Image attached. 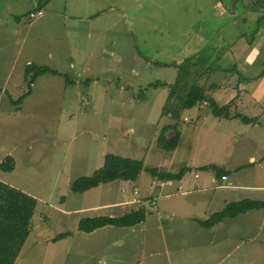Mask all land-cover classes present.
Listing matches in <instances>:
<instances>
[{
	"label": "rangeland",
	"instance_id": "1",
	"mask_svg": "<svg viewBox=\"0 0 264 264\" xmlns=\"http://www.w3.org/2000/svg\"><path fill=\"white\" fill-rule=\"evenodd\" d=\"M113 2L110 7L100 0L105 9L96 11L95 0L76 7L58 0L60 16L48 8L54 6L51 0L40 2L45 17L53 18L47 20L29 16L33 2L10 0L16 13L9 30L0 34V161L11 155L15 164L10 171L0 168V180L34 197L36 209L27 239L16 245V264H128L136 259L143 264L156 255L170 256L176 264H264V209L227 216L207 228L194 220L237 200H264V157L256 162L246 157L256 149L257 142L250 140L256 134H237L242 129L237 121L214 122L207 108L200 119H184L182 113L191 115L192 109L177 118L163 113L169 90L179 100L188 86H202L211 65L220 64L210 57L223 56L225 32L238 30L239 24L230 26L219 0ZM198 12L199 19L210 14L214 19L222 40L215 52L210 32L196 34ZM36 65L58 74L37 76ZM158 81L168 85L151 86ZM167 128L179 132L178 145L169 151L161 145ZM107 153L142 159L144 169L135 180L72 191V181L94 174ZM208 165L225 169L230 186H220L225 180L203 168ZM149 167L188 170L174 180L181 188H159L152 185ZM133 189L148 195L145 206L152 210L139 224L106 225L90 233L77 229L80 217L110 212L83 207L132 198ZM70 230V236L57 239ZM146 235L168 240L155 251L154 241L135 250V238Z\"/></svg>",
	"mask_w": 264,
	"mask_h": 264
},
{
	"label": "crops",
	"instance_id": "2",
	"mask_svg": "<svg viewBox=\"0 0 264 264\" xmlns=\"http://www.w3.org/2000/svg\"><path fill=\"white\" fill-rule=\"evenodd\" d=\"M45 1L47 2L49 0H29V2L34 3V4L32 3L34 9L35 7H40L44 9V7L40 5V2H45ZM64 1H67L71 5V7L73 6L76 7L78 2L84 1V3H88L91 2L92 0H64ZM99 1L100 0H95V4L97 6L96 11L99 10L102 11L105 9L104 6H99V4H97L99 3ZM108 1L112 3L110 7H113L114 5L113 0H108ZM51 2L54 4V6H50L48 8L52 9L50 10L52 13L55 12L54 14L60 16L61 13L59 11V8L55 5L56 2H58V0H51ZM229 2L231 6L229 4L225 6L224 0H219V6L220 8L223 9V14H225L224 15L225 20L230 21L229 22L230 26L237 23L239 24L240 28L238 30L230 29L225 32L226 44L223 47L224 49L221 51L223 53V56L221 58H218L216 55L210 57L212 59V63H215V61H218L219 59L220 64L218 65L214 64V66L211 65L210 70L208 72V77L206 78V80H202L203 84H201L202 85L201 87L204 88L207 97L214 99L219 106H227L228 108L227 112L230 115L233 116L237 114H242L253 118L254 121L250 123H244L241 121L239 117H227V116L215 115L212 112V109L207 101L198 103L194 107L189 108L188 110L190 109L193 110L191 115L190 113L189 114L182 113V114H184L185 120L192 115H194L196 119H200L204 117L205 108H207L210 111L211 115L214 116V122L218 120L216 123H218L219 120L221 119H226L229 120L230 122L233 121L239 122L238 126L239 128L242 129L237 134L242 135V133H249L251 131L256 134L255 136L250 137L251 141L255 140L257 142V146H255L256 149L255 150L251 149L246 154L248 161L256 162L258 158H261L262 156L264 157V0H231ZM9 3L10 0H0V26H2L0 30V34L2 33V31L9 30L8 28H9L10 17H12L13 13H16L12 5H10ZM250 4L253 5V8H250ZM72 13L74 14L73 11ZM93 13L94 10L89 15H87V17L90 16L91 18ZM201 14L202 12H198L196 16V19H198V21L196 20V24H195V26L198 29L196 34L201 36L206 31L210 32L211 36H213V40L209 38L210 40H212L209 46L212 49V51H214L217 44L221 43L222 40L218 39V31L214 29L216 25L212 23V20L214 19L211 18V14L208 15L205 19H203L204 17H201L199 19V16ZM45 16L46 15L43 14V18L47 20L53 19L51 16L48 18ZM97 17L98 16H96V18ZM201 26L202 28H204L205 26L207 29L205 28L203 30L200 28ZM250 26L251 29H249ZM27 62H31V61H27ZM183 176L181 177L182 179ZM229 176L230 175H228L227 172H224L221 174H217L215 178L219 177L218 179H221L222 177L225 181L220 186L227 187L230 186V183L228 181ZM154 177L155 176H152V179H154ZM171 180H172V184L165 186L174 185L175 179H171ZM0 181L4 184H7L6 181L4 180H0ZM165 186L159 188H163ZM180 186L181 184L174 185L176 189H179ZM28 197H32V196L28 195ZM140 197L142 199V202L132 203L131 202V199L133 198V191H132V198H128L122 201L107 202L102 205L83 207L82 210L86 209L93 211L94 208L104 207L110 210V212H106L105 214H108L110 216H117L128 212L130 209H137L142 205L145 206V201H148L149 199L148 195H140ZM32 198L34 199V197ZM145 198L146 200H143ZM125 204L126 205L130 204V207H128L129 209L126 208V210H123L124 207H127ZM35 211L36 209L34 208V212ZM150 212H152V210H150ZM90 215H96V214H90ZM84 216H89V215H84ZM32 217L30 218V223H32L33 220ZM195 219L196 218H194V220ZM150 225L151 223L144 227H148ZM108 226H112V225H108ZM134 226H119V227L133 228ZM203 228H207V227H203ZM139 231H142V229H139ZM84 233H90V232H84ZM28 235L25 237V240L27 239ZM139 238H141L140 241ZM39 239L38 241H41ZM46 239L50 240L51 237L49 236ZM167 240L168 239L166 238H161V239L152 238L151 235H146L142 237H136L135 238L136 242L133 244L137 245L134 246L135 250L141 251L140 250L142 248L141 245L150 244L152 241H154V243L158 244V246L153 250L155 251L156 249L161 247V245L166 244ZM149 248L150 245L148 246V249ZM149 251L151 250L149 249ZM20 252H22V248ZM158 256L160 255H156L153 262H149V263L143 262V264H176L173 263V260L170 256L168 258H164V260L162 257L159 258ZM16 260H20V253L16 256L12 264H16ZM139 263H141V261L136 259L132 263L129 261L128 264H139Z\"/></svg>",
	"mask_w": 264,
	"mask_h": 264
},
{
	"label": "trees",
	"instance_id": "3",
	"mask_svg": "<svg viewBox=\"0 0 264 264\" xmlns=\"http://www.w3.org/2000/svg\"><path fill=\"white\" fill-rule=\"evenodd\" d=\"M35 9L42 8L35 7ZM30 66H32V63H30L27 68ZM29 70L31 69L29 68ZM36 70L37 76L46 72L58 74V71L53 70L47 65H36ZM157 84L164 86L168 85L167 83L158 81L151 83V86H157ZM29 92L30 90L25 91V93L19 97V100L22 101ZM167 100L165 107H163V113H169L173 118L179 117L184 109L192 108L198 103L207 101L215 115L239 117L244 123L254 121L253 118L246 115H230L227 112V106H219L214 99L207 97L204 88L196 83L192 84L190 87L188 86L186 96L181 99L179 98V100L176 95L172 93V90H169ZM170 130L172 129L167 128V133ZM178 143L179 132L175 130V134L171 137L167 135L164 137V142L161 143V145L165 150L169 151L176 148ZM14 164L13 157L8 155L0 162V168L4 171H10L14 168ZM203 168L215 170L216 174L227 172L225 169L216 167L215 165H208ZM143 169L144 165L142 159L107 153L105 154L103 165L97 169L94 174L90 176L84 175L75 179L72 181L70 188L74 192H83L101 183L111 182L116 179L135 180ZM147 170L152 176L162 179H179L184 175L186 170H188V167H183L178 172H171L157 167H149ZM34 208L35 200L32 197L26 196L23 192L8 184H0V264L13 263L19 253L18 250H16V245L21 246L29 233L30 229L28 226L31 225L30 218L32 217ZM252 209H264V200L248 198L237 200L227 204L222 211L212 214L207 219L196 218L195 220L202 227H212L227 216L234 217ZM148 212H150V210L142 205L137 209H130L128 212L117 216H110L108 214L83 216L78 220L77 228L83 232H91L106 225L134 226L143 221ZM70 234L71 231L60 233L57 239L66 237ZM7 238L12 240V243L2 244V239L8 240Z\"/></svg>",
	"mask_w": 264,
	"mask_h": 264
},
{
	"label": "built area",
	"instance_id": "4",
	"mask_svg": "<svg viewBox=\"0 0 264 264\" xmlns=\"http://www.w3.org/2000/svg\"><path fill=\"white\" fill-rule=\"evenodd\" d=\"M42 14H43V10L42 9H32L29 12V16L31 18L32 17L41 16ZM152 184L155 185V186H158V187H162V186H165V185L172 184V180L171 179H162V178H159V177H154V179L152 181ZM179 188H181V186ZM131 202L132 203H140V202H142V199L140 197L138 189H134L133 190V198L131 199ZM150 202H151L152 205H154V206L156 205L154 200H151Z\"/></svg>",
	"mask_w": 264,
	"mask_h": 264
},
{
	"label": "water",
	"instance_id": "5",
	"mask_svg": "<svg viewBox=\"0 0 264 264\" xmlns=\"http://www.w3.org/2000/svg\"><path fill=\"white\" fill-rule=\"evenodd\" d=\"M168 132H169V133H167V136L168 137H171L173 134H175V131L174 130H170Z\"/></svg>",
	"mask_w": 264,
	"mask_h": 264
}]
</instances>
